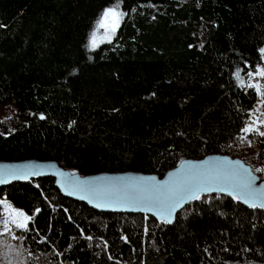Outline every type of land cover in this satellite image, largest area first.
Segmentation results:
<instances>
[{
  "label": "trees",
  "instance_id": "obj_1",
  "mask_svg": "<svg viewBox=\"0 0 264 264\" xmlns=\"http://www.w3.org/2000/svg\"><path fill=\"white\" fill-rule=\"evenodd\" d=\"M116 3L0 0V159L161 175L224 153L264 178V136L243 131L259 97L246 78L262 60L264 0H122L119 29L92 49ZM197 196L165 222L97 210L49 176L0 186V201L32 217L22 245L47 264H264V210Z\"/></svg>",
  "mask_w": 264,
  "mask_h": 264
},
{
  "label": "water",
  "instance_id": "obj_2",
  "mask_svg": "<svg viewBox=\"0 0 264 264\" xmlns=\"http://www.w3.org/2000/svg\"><path fill=\"white\" fill-rule=\"evenodd\" d=\"M42 176L52 177L63 196L97 210L139 212L165 222H172L193 194L232 195L248 206L264 203V178L239 156L224 153L183 158L161 175L131 169L81 174L55 159H0V186Z\"/></svg>",
  "mask_w": 264,
  "mask_h": 264
},
{
  "label": "rangeland",
  "instance_id": "obj_3",
  "mask_svg": "<svg viewBox=\"0 0 264 264\" xmlns=\"http://www.w3.org/2000/svg\"><path fill=\"white\" fill-rule=\"evenodd\" d=\"M117 10L120 11L119 9ZM94 30L97 31L98 43L104 41L106 30L103 28L97 29V23L93 28V31ZM108 34L111 35V33ZM258 68H264V53H262V60L257 65L256 69L250 72L255 73ZM246 80L248 84L262 86L264 77L259 75H247ZM263 99L264 96L259 95L256 103L251 109L249 119L247 120L244 128L249 124H253V121L256 122L254 125L255 127H260L261 124H263L261 123V121H264V114H262L261 107ZM20 212L28 215L21 209L15 207L13 204L5 200L0 201V264H47L46 262L48 261L45 258L31 255L22 245L21 240L24 229L16 226L18 223L23 222V217L18 215ZM5 226L9 229V231H5ZM15 237H21V239H17Z\"/></svg>",
  "mask_w": 264,
  "mask_h": 264
},
{
  "label": "snow or ice",
  "instance_id": "obj_4",
  "mask_svg": "<svg viewBox=\"0 0 264 264\" xmlns=\"http://www.w3.org/2000/svg\"><path fill=\"white\" fill-rule=\"evenodd\" d=\"M120 3H122V0H117V3L114 4L112 7H108L104 9L102 15L97 20V29L103 28L106 30L104 41L111 42L113 36L115 35L117 29H119L121 21L123 17L126 15V13H123L121 11H118ZM108 33H111L109 35ZM103 42V41H101ZM90 47L92 49H95L98 47V40H97V31L94 30L92 33H90ZM261 52L264 53V49H261ZM236 77L239 79V71L235 73ZM249 76L253 75H259L261 77H264V68H258L255 73L249 72ZM248 87H254L257 90V93L261 96H264V89L261 88L260 85H248ZM264 103V101H262ZM255 121H253V124L247 125L243 131L244 132H256L260 136H264V131H260L259 127H255ZM261 123H264V121H261ZM257 171H261V169H257ZM223 190V189H222ZM193 199H198L199 197L194 195L192 196ZM239 198V197H238ZM247 202V201H245ZM256 204H252V207H256ZM260 207H264V203L259 205ZM19 216L23 217V222L18 223L16 226L21 229L27 230L28 222L32 220L31 216H28L24 214L23 212L18 213ZM5 231H9V229L5 226ZM17 239H21V237H15Z\"/></svg>",
  "mask_w": 264,
  "mask_h": 264
},
{
  "label": "bare ground",
  "instance_id": "obj_5",
  "mask_svg": "<svg viewBox=\"0 0 264 264\" xmlns=\"http://www.w3.org/2000/svg\"><path fill=\"white\" fill-rule=\"evenodd\" d=\"M232 196V195H231ZM236 197V196H235ZM252 206V205H251ZM258 206V205H257ZM261 208V207H260Z\"/></svg>",
  "mask_w": 264,
  "mask_h": 264
}]
</instances>
